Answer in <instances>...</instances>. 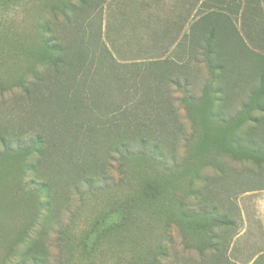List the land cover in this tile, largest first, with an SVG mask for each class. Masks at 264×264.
<instances>
[{
    "label": "rangeland",
    "instance_id": "rangeland-1",
    "mask_svg": "<svg viewBox=\"0 0 264 264\" xmlns=\"http://www.w3.org/2000/svg\"><path fill=\"white\" fill-rule=\"evenodd\" d=\"M218 1H106L100 36L117 62L133 64L167 58L188 67V91L183 93L172 87L165 97L169 96L176 124L187 128L188 133L195 130L196 142L186 144L179 138L164 139L163 150L169 155H165L163 170L155 169L146 159L129 158L124 164V180L120 187L89 194L83 183L84 176L89 173L85 169H90L92 175L91 168L107 159V141L119 142L126 138L119 130L105 134L104 139L93 135L87 151L71 148L69 142L64 141L62 151L52 154L39 168L43 178L57 190L42 241L38 240V227L29 228L37 220L39 205L43 202L29 193L36 191L37 186L31 183L32 173L24 172L28 165L38 160V155L13 152L28 146L30 135H21V140L17 138L40 118L29 114L23 90L16 84L22 76L30 81L34 75L41 76L52 67L44 41L67 45L68 49L70 45L78 56L85 57L83 64H96L100 14L96 12L88 19L84 16L83 21L78 13L81 11L78 0H71L73 7L67 13L62 11V0H17L15 7L1 8L0 264H36L33 258L25 257L30 250L42 255L37 264H149L159 246L163 248L162 264H245L260 252L263 254L255 264H264V183L256 179L254 190L236 195L231 175L236 163L227 151L233 145L228 141L229 134L209 131L218 124L209 112H223L224 118L230 119L244 104H249L252 87L243 83L237 86L236 92L231 91L233 82L222 81L218 85L230 87L226 102L220 101V97L209 101L203 97L202 90L212 76L205 64L196 58L198 54L192 56L187 48L177 46L201 15L216 13L224 16L223 23H228L249 49L264 55V0H237L236 7L223 0L220 9L212 7L210 11L201 5ZM78 18L89 34L85 33L84 39H77L76 43L72 42V33ZM57 55L55 53L53 59ZM101 58L103 69L98 71L96 78L108 83L102 89L105 99L101 108L102 113H108L113 104H121V99L111 88L107 60ZM83 70H86L84 66ZM188 101L192 102L189 115L192 119L187 115L185 104ZM252 113L259 115L258 111ZM77 115L83 119L84 113ZM253 125L245 120L243 131L246 133ZM198 137L201 144H205L202 148L208 157L189 161L187 155L197 146ZM1 138H5V144ZM6 147L10 152H4ZM76 162L82 168L74 165ZM243 162L250 172L256 169L251 159ZM173 164L179 167L176 172L170 171ZM216 164L223 166L224 173L217 172ZM191 169L199 172L198 180L190 173ZM113 176L116 181L115 173ZM155 181L158 189L151 186ZM96 187L92 188L93 192ZM146 193H151L150 197L158 196L152 202L154 205H147L143 200ZM114 208H117L114 213L100 224L106 230L105 238L85 241L94 222ZM201 211L210 212L211 217L203 216ZM180 212L187 216L189 212L200 215L188 222ZM123 214H129L128 221L125 220L121 228L111 227L119 225ZM224 216L227 218L225 224L219 223ZM232 243L233 255L227 253Z\"/></svg>",
    "mask_w": 264,
    "mask_h": 264
},
{
    "label": "trees",
    "instance_id": "trees-1",
    "mask_svg": "<svg viewBox=\"0 0 264 264\" xmlns=\"http://www.w3.org/2000/svg\"><path fill=\"white\" fill-rule=\"evenodd\" d=\"M78 1L81 4V11L78 13L83 16L82 19L84 16H86L85 19L90 16L92 18L96 12L100 14L96 41L97 46L100 44L99 54L96 56L97 63L87 66L83 64L85 57L78 56V53L70 45L68 49L67 45L49 44L44 41L48 59L52 61V67L41 76L34 75L35 77L33 76L30 81L22 76L16 84L23 90L22 93L29 114L40 118L36 123L33 122L34 126L20 132V136H18L20 139L17 138V140H21V135H30L31 139L28 146L19 147L13 151L22 152L26 156L38 155V160L28 165L24 172L32 173L31 183L37 186L36 191L29 193L37 199H42L43 202L41 206L39 205L40 212L37 220L29 228L33 230V227H38L39 241H42L44 229L51 219V203H53L54 195L57 192L52 183L48 179H44L39 173V168L52 154L62 151L64 141L67 140L71 148L87 151L91 148L89 139L93 135L104 139L105 134L119 130L126 138L119 142L116 140L107 141V159L96 163L91 168L92 175L89 174L90 169H85L89 173L84 176L83 183L88 188L89 194L120 187L124 180V164L129 158L146 159L155 169L163 170L165 168V155H169L163 150L162 140L164 139L179 138L186 144L196 142L195 130L188 133L187 128L179 127L176 124L175 113L172 112L169 96L165 97V93L168 94L172 87L179 88L183 93L188 91V67L177 62H170V59L167 58L133 64L117 62L100 36L102 12L107 0ZM16 2L17 0H0V11L1 8L5 10L7 7H15ZM226 2L232 7L239 4L237 0H226ZM223 3L224 1L220 0L212 3H201V5L210 11L212 7L220 9ZM61 6L63 13L71 11L73 7L71 0H62ZM222 17L224 16L221 14L204 13L190 26L177 46L187 48L192 56L195 53L198 54L196 58L205 64L212 76V79L204 85L202 90L203 97H207L209 101L213 102L216 97H220V101L226 102L230 87L223 88L226 84L218 85L222 81L227 84L233 82L234 88L232 87L231 91L234 89L237 92L238 87L243 83L245 86L252 87L249 104H244L241 110L230 119L226 120L223 112L214 114L211 113L212 111L209 112V116L214 117L218 123L217 128L209 129V131L214 130L219 134L227 132L229 134L228 141L230 140L233 144L227 151L236 163L232 167L231 175L235 184L234 193L238 195L254 190L256 186H254L253 181L256 179H259L261 184L264 183V100L261 99L264 98V55L249 49L242 40L236 37L234 30L230 29L228 23H223ZM86 29L85 24H82L78 18L76 28L72 33L74 37L72 42L77 43L78 40H83L84 34H89ZM90 35H93L92 31H90ZM55 53L58 55L53 59ZM100 56L102 57L101 60H107L106 69L112 77L111 88L121 99V104H113L108 113L101 112L105 99L102 89L108 83L101 82L96 78L98 71L103 69ZM83 66L86 70H83ZM49 70L51 71L49 72ZM215 80L218 82L216 83ZM76 85L79 90H76ZM260 100L262 101L260 102ZM185 105L189 116L192 110V102L188 101ZM253 111H258L259 115L253 116ZM80 112L84 113L83 119L77 115ZM245 120L254 123L246 133L242 128ZM207 135L204 138H207ZM197 140V146L193 147L187 155L189 161L198 157H208L206 150L202 148L205 144H201L199 137ZM1 141L5 144V138H1ZM224 149L225 147L222 148V150ZM4 152L10 151L6 147ZM248 159H251L254 167H256L251 172L243 162ZM74 165L82 168L81 164L77 162ZM187 168L189 169V167ZM178 169L177 164L170 167V171L176 172ZM215 169L218 173H224L222 165L216 164ZM114 173L117 176L116 181L115 176H113ZM190 173L195 175V180L199 179L197 169H191ZM95 185L97 187L93 192L92 188ZM151 186L157 189L159 187L156 181L151 183ZM149 195L151 193H146V199L143 200L147 205H154L152 202L158 198L159 192L157 198ZM180 206L183 207L182 202ZM44 207H46L45 211ZM115 209L117 208L107 212L94 222L85 241H89V239L94 241L98 239L99 241L102 237L105 238L106 230H103L100 224L113 214ZM189 213L187 216V214L180 212V216L187 218L188 222L194 220L199 213L207 218L211 217V213L208 211ZM225 217H222L219 223L225 224L227 219ZM128 219L129 214H123L119 225L111 227L121 228L125 224L124 221H128ZM41 256L39 253L33 254V251L30 250L25 257L33 258L34 263L37 264ZM162 256L163 248L159 246L158 251L150 258L149 264H162Z\"/></svg>",
    "mask_w": 264,
    "mask_h": 264
},
{
    "label": "crops",
    "instance_id": "crops-1",
    "mask_svg": "<svg viewBox=\"0 0 264 264\" xmlns=\"http://www.w3.org/2000/svg\"><path fill=\"white\" fill-rule=\"evenodd\" d=\"M233 246H234V243L231 244V248L228 250V254L231 252V254L233 255L234 251H233ZM263 254L262 252L259 253V255H253L250 260L248 261V263H245V264H254L257 259L260 257V255ZM262 256V255H261ZM244 262V261H243Z\"/></svg>",
    "mask_w": 264,
    "mask_h": 264
}]
</instances>
